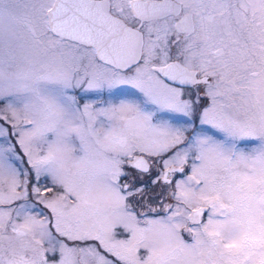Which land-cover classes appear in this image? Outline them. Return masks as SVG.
I'll list each match as a JSON object with an SVG mask.
<instances>
[{
    "label": "snow or ice",
    "instance_id": "1",
    "mask_svg": "<svg viewBox=\"0 0 264 264\" xmlns=\"http://www.w3.org/2000/svg\"><path fill=\"white\" fill-rule=\"evenodd\" d=\"M0 264H264V0H0Z\"/></svg>",
    "mask_w": 264,
    "mask_h": 264
}]
</instances>
